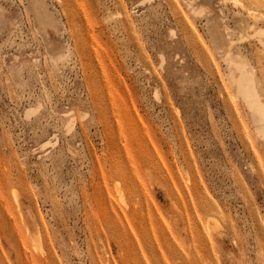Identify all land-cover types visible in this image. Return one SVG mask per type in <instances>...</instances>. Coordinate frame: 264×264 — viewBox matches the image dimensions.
<instances>
[{
  "label": "rangeland",
  "instance_id": "1",
  "mask_svg": "<svg viewBox=\"0 0 264 264\" xmlns=\"http://www.w3.org/2000/svg\"><path fill=\"white\" fill-rule=\"evenodd\" d=\"M36 4L0 0V264H264V0Z\"/></svg>",
  "mask_w": 264,
  "mask_h": 264
},
{
  "label": "bare ground",
  "instance_id": "2",
  "mask_svg": "<svg viewBox=\"0 0 264 264\" xmlns=\"http://www.w3.org/2000/svg\"><path fill=\"white\" fill-rule=\"evenodd\" d=\"M39 0H35L37 3L36 6L40 8V5L38 4ZM145 1V0H144ZM36 7V8H37ZM44 10L40 9L38 10V13L42 18L44 17ZM230 62V61H229ZM229 67H231V71H237L239 73L238 78L236 79L234 75L232 74L231 80L234 88L236 89L237 95L245 102L247 105L253 121L256 123V133H259L264 138V105L261 103L259 99V95L256 91L255 85L252 83L250 77V72H248L247 67L241 65L240 69L238 70L235 66V63H228ZM238 67V64H237ZM246 68V72H243ZM252 75V74H251Z\"/></svg>",
  "mask_w": 264,
  "mask_h": 264
}]
</instances>
